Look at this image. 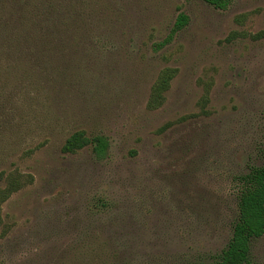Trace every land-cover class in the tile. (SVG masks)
<instances>
[{
    "label": "rangeland",
    "instance_id": "374dc122",
    "mask_svg": "<svg viewBox=\"0 0 264 264\" xmlns=\"http://www.w3.org/2000/svg\"><path fill=\"white\" fill-rule=\"evenodd\" d=\"M64 1L67 32H0V264H213L262 164L264 0Z\"/></svg>",
    "mask_w": 264,
    "mask_h": 264
},
{
    "label": "trees",
    "instance_id": "16d2710c",
    "mask_svg": "<svg viewBox=\"0 0 264 264\" xmlns=\"http://www.w3.org/2000/svg\"><path fill=\"white\" fill-rule=\"evenodd\" d=\"M4 3V9L8 10V18L3 23L0 32H14L8 34L5 45L14 49H22L24 42L29 44L32 37L36 45V37L42 36L45 32H67L64 20V0H0ZM63 1V2H61ZM215 9L225 10L232 0H201ZM66 3V2H65ZM30 6L35 16L29 18ZM28 16V20H23ZM72 18V17H71ZM0 21L2 19L0 18ZM186 21L184 16H180L175 27L182 28ZM18 24L27 32L25 35L16 34ZM33 32V33H31ZM3 36L0 34V39ZM1 41V40H0ZM25 45V46H26ZM24 46V47H25ZM173 71H163L156 84L152 88L151 102L153 105L160 103L162 94L168 89L173 77ZM94 144V152L102 155L106 149L103 138L96 137L89 139L83 132L72 134L64 143L62 152L73 154L79 150ZM241 188L239 190L237 203V218L233 224L231 238L226 247L221 251L219 258L213 264H252L250 260V245L255 239L264 235V150L262 154V164L252 167L250 171L240 178ZM12 190H17L16 184L10 183ZM6 198V196H5Z\"/></svg>",
    "mask_w": 264,
    "mask_h": 264
}]
</instances>
